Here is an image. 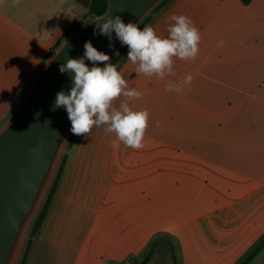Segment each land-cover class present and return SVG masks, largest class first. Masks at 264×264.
<instances>
[{"label": "crops", "instance_id": "1", "mask_svg": "<svg viewBox=\"0 0 264 264\" xmlns=\"http://www.w3.org/2000/svg\"><path fill=\"white\" fill-rule=\"evenodd\" d=\"M92 1L0 0V126L53 49L93 19ZM172 14L199 29L197 58L175 59L164 79L117 64L144 93L130 107L150 113L145 147L113 148L102 127L80 135L26 264H126L159 233L182 264H236L264 238V0H172L146 26L167 37ZM188 74L190 87L166 90Z\"/></svg>", "mask_w": 264, "mask_h": 264}, {"label": "water", "instance_id": "2", "mask_svg": "<svg viewBox=\"0 0 264 264\" xmlns=\"http://www.w3.org/2000/svg\"><path fill=\"white\" fill-rule=\"evenodd\" d=\"M108 9L88 24H78L47 58L8 119L0 126V264H19L33 224L46 201L72 139L65 107L52 110L58 92L68 94L71 74L61 73L69 58L80 59L84 44L110 56L125 47L113 32L111 40L96 33V22L120 15L138 26L162 0H108ZM104 20L98 21L103 23ZM112 47H109V44ZM89 68L93 65L86 60ZM151 264H174L159 254ZM249 264H264V249Z\"/></svg>", "mask_w": 264, "mask_h": 264}, {"label": "clouds", "instance_id": "3", "mask_svg": "<svg viewBox=\"0 0 264 264\" xmlns=\"http://www.w3.org/2000/svg\"><path fill=\"white\" fill-rule=\"evenodd\" d=\"M20 0H12V6ZM79 7L82 13L88 9ZM104 22L98 23V21ZM98 20L96 33L111 40L113 32L122 45L128 47L127 60L135 66V73L164 79L175 76V59L195 61L199 54L202 36L190 17L172 14L168 17L167 37L157 34L152 25L141 28L133 22L127 24L120 15ZM223 46V41L220 42ZM113 45L110 43L109 47ZM84 55L80 59L69 58L60 65L61 73L71 74L72 87L68 94L58 92L52 110L65 107L71 121L74 135L90 134L94 127H102L105 133L114 134L113 148L119 143L134 150L145 147L144 138L149 127L150 113L147 110H134L130 102L142 98L144 93L129 89L128 80L118 71V65L110 63V56L97 50L91 41L84 44ZM93 65L104 63L103 68ZM193 76L188 74L179 80H169L166 90L181 93L190 87ZM121 98H123L121 100ZM117 101H120L117 106ZM159 127V124H157Z\"/></svg>", "mask_w": 264, "mask_h": 264}, {"label": "trees", "instance_id": "4", "mask_svg": "<svg viewBox=\"0 0 264 264\" xmlns=\"http://www.w3.org/2000/svg\"><path fill=\"white\" fill-rule=\"evenodd\" d=\"M242 1L244 3H246V4H248L252 0H242ZM171 2H172V0H162V2L156 7V9L157 8L160 9V8L168 5ZM108 6H109L108 0H93L92 4H91V7H90V15L92 17H95V16H98L100 14H103L108 9ZM151 17H152V15L149 14L143 20V22L139 26L141 28V30L143 29V27H145L148 24V22L150 21ZM55 49H56V47L53 49V51ZM53 51L51 53H53ZM127 55H128V47L125 45V47L119 52V54L113 60L112 64L113 65H117L120 61L126 59ZM49 56H47V58ZM74 139H75V137H73L72 142H73ZM66 159H67V154H65V156H64V158L62 160V163L60 165V168L58 170L56 178H55V180H54V182H53V184H52V186L50 188V191L48 193L46 201L43 204V206L41 208V211L38 214V216H37V218H36V220H35V222L33 224V227H32L31 232H30V236H29V239H28V242H27V246H26L25 252H24V254L22 256V259H21L19 264H26L27 263L31 246L34 243V241L37 238V236L40 234V232H41V230H42V228H43V226H44V224L46 222V219L48 217L52 202H53L54 197H55L56 192H57L58 185L60 184V181H61V177H62V174H63V171H64V163H65ZM156 246H157L156 243L152 244L150 252L145 256V258L142 260V262L140 264H148L150 262L151 258L153 257V254L156 251ZM263 249H264V238L261 239V241H259L254 247H252L248 251V253L245 256H243L242 259H240L236 264H249L252 260H254L258 256V254ZM173 252H174L173 253L174 264H178V258H177L176 254H175V251H173Z\"/></svg>", "mask_w": 264, "mask_h": 264}, {"label": "rangeland", "instance_id": "5", "mask_svg": "<svg viewBox=\"0 0 264 264\" xmlns=\"http://www.w3.org/2000/svg\"><path fill=\"white\" fill-rule=\"evenodd\" d=\"M157 9H155L151 13V15H153V13ZM73 137H75V139L72 142ZM78 137H79L78 135L75 136L73 134L72 139H71V141L69 143V146L67 147L66 152H68L69 148L76 142V140L78 139ZM65 154H67V153H65ZM153 243H156V245H157L156 246V251L153 254V257L151 258V260H150V262L148 264H151L152 261L159 254H167V255H169L173 259V253H174L173 251L175 250L173 240L171 239V237L169 238V236H167V234H161V233H159V234H156L155 235V237L151 240V242L149 243V246L143 251V253H141L139 256L133 255L131 258H129V263H126V264H140L142 262V260L145 258V256L150 252ZM178 264H182L179 259H178Z\"/></svg>", "mask_w": 264, "mask_h": 264}]
</instances>
